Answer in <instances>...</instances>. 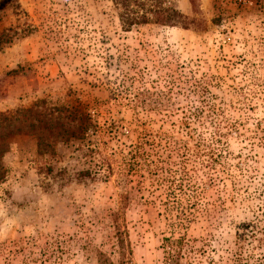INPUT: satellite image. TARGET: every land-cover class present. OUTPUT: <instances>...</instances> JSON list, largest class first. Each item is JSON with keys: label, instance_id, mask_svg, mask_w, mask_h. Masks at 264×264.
<instances>
[{"label": "rangeland", "instance_id": "obj_1", "mask_svg": "<svg viewBox=\"0 0 264 264\" xmlns=\"http://www.w3.org/2000/svg\"><path fill=\"white\" fill-rule=\"evenodd\" d=\"M124 2L0 0V114L94 124L13 139L0 264H264V0Z\"/></svg>", "mask_w": 264, "mask_h": 264}, {"label": "trees", "instance_id": "obj_2", "mask_svg": "<svg viewBox=\"0 0 264 264\" xmlns=\"http://www.w3.org/2000/svg\"><path fill=\"white\" fill-rule=\"evenodd\" d=\"M125 4L128 0H124ZM127 29L135 25L147 24L151 20L164 25L175 26L182 18L172 10L159 13L154 18L148 14L134 13L130 10L120 15ZM65 114L58 117L48 114L37 107L17 111L15 114H0V180L5 176L1 158L10 151L13 139L20 135L32 136L37 141L38 154L44 156L55 152V143L83 140L94 126L93 119L83 106L67 108ZM74 125H69L64 120Z\"/></svg>", "mask_w": 264, "mask_h": 264}]
</instances>
